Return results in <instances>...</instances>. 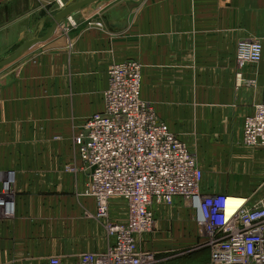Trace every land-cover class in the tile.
<instances>
[{
  "label": "crops",
  "instance_id": "crops-1",
  "mask_svg": "<svg viewBox=\"0 0 264 264\" xmlns=\"http://www.w3.org/2000/svg\"><path fill=\"white\" fill-rule=\"evenodd\" d=\"M66 2L0 0V60L26 39L45 34L53 22L52 16ZM89 19L103 20L105 28H88ZM243 40H260L263 59L247 65L239 79L236 48ZM130 59L143 66L142 97L154 105L170 130L196 152L204 169L206 161L200 162L198 143L214 144L220 135L228 140L232 131L225 126H240L241 121L244 125L245 117L262 99L264 0H98L77 11L61 23L51 39L35 45L9 66L16 69L4 68L0 76L2 157L16 158L22 147L39 148L37 134L41 132L49 141L62 135L64 140L57 146L63 153L74 125L104 112L109 66ZM185 124L193 136L190 140L181 126ZM233 137L234 133L230 138ZM20 165L17 159L11 165L0 162V178L12 169L17 171V223L30 234L37 227L28 219L29 203L19 199ZM86 171L80 168L77 182L69 172L60 177L49 173L47 178L60 185L62 194L74 188L73 182L83 191L88 187L84 183ZM257 187L259 190L261 184ZM81 196L84 198L76 199L74 206L68 205V198L64 199L60 211L66 218H77L76 226L94 237L90 245L56 249L52 239H47L49 226L45 221L41 232H35L32 245L26 250L20 245L21 251L10 257L19 264H49L51 256L77 260L83 252L105 249L106 241L96 239L95 225L89 228L80 222L81 217L95 216L96 199ZM160 205L156 204L155 210ZM48 208L52 214V208ZM112 216L125 217L121 202L113 203Z\"/></svg>",
  "mask_w": 264,
  "mask_h": 264
},
{
  "label": "built area",
  "instance_id": "built-area-1",
  "mask_svg": "<svg viewBox=\"0 0 264 264\" xmlns=\"http://www.w3.org/2000/svg\"><path fill=\"white\" fill-rule=\"evenodd\" d=\"M88 21V28H105L101 19ZM262 58L260 40L240 41L238 78ZM142 67L134 59L109 66L105 110L87 118L75 138L90 170L87 193L96 199V217L108 221V247L77 260L51 256L49 264H150L154 255L140 241L156 226V204L175 201L195 210L200 233L209 237L208 264H264V185L246 196L203 191L197 154L142 97ZM243 143L264 147V88L245 117ZM14 186L13 172L0 178V219L15 215ZM114 202L123 205L124 218L112 216Z\"/></svg>",
  "mask_w": 264,
  "mask_h": 264
},
{
  "label": "rangeland",
  "instance_id": "rangeland-1",
  "mask_svg": "<svg viewBox=\"0 0 264 264\" xmlns=\"http://www.w3.org/2000/svg\"><path fill=\"white\" fill-rule=\"evenodd\" d=\"M3 70L0 71V76L4 72ZM83 124L74 125L72 132L66 138V144L68 145L63 153L57 144L63 141L64 137L62 135L53 136L49 141L42 132L38 133L41 134L39 137L37 134L40 147L28 149H22L24 148L22 147L21 150L18 149L19 152L17 156L15 155L16 158L14 156L2 157V150L0 149V162L9 165L15 159L21 162L22 176L18 187L19 199L29 203L28 219L34 227H37L32 229L34 233L29 234L26 229L23 231L21 224L19 226L17 223L18 213L16 214V212L12 217L0 219V264L21 263L10 257V254H17L21 251L18 249L20 245L25 250L29 248L35 240V232L41 230L45 221L49 226L47 239H52L51 242L56 249L65 250L69 247L73 250L75 247L79 248L92 243L94 237L84 234L83 229L76 226L77 218L72 215H67L66 218L65 214L60 211L64 199L68 198V205L74 206L76 199L84 198L81 195L90 196L87 193L88 187L81 191L76 185L77 183H74L78 181V171L82 167L87 170L85 185L88 186L90 182V170L82 160L75 143V138L80 134ZM242 125L243 121L240 122V126L235 124L225 126L226 130L228 129L232 133L228 136V140L220 138L221 135L217 136L216 145L209 142H202V144L197 142L198 150L196 151H198L200 162L202 160L206 161V167L203 169L201 166L204 174L202 180L203 191L246 196V194L253 193L258 188L259 183L261 186L264 185V147L246 146L242 138ZM181 126L187 134L186 139L190 140V137L193 136L189 132L188 126L186 124ZM233 133L234 137L231 139ZM223 135L225 134L222 133ZM205 140L207 141V138ZM46 141H49V143H45ZM190 142L193 143V141ZM43 144L44 146H42ZM194 144H196L195 140ZM9 152L12 154L14 151ZM204 153L206 155L205 159L202 158L205 156L202 155ZM9 172H13L15 176L14 189L16 191L17 171L12 169ZM67 172L74 175V185L72 186L74 188L71 189L70 187L67 191L64 190L65 193L62 194L58 189L60 185L54 181H49L47 177L49 173H55L56 176L60 177ZM48 206L52 208V214H50V211L48 212ZM84 219L89 220L88 223H85ZM80 222L89 228L92 226L91 224H94L97 228L96 239L102 240V242L106 241L105 249L108 247L107 220L94 216L93 218L81 217ZM2 227L6 229V232L2 231ZM42 231L45 230L42 229ZM20 233L23 235L20 236ZM208 239V235L200 233L195 210L182 201H175L172 204H161L158 207L156 210V226L152 232L143 236L140 241V248L154 255L150 264H208L211 257ZM10 241L13 242L11 248ZM105 249L100 248L96 251Z\"/></svg>",
  "mask_w": 264,
  "mask_h": 264
},
{
  "label": "water",
  "instance_id": "water-1",
  "mask_svg": "<svg viewBox=\"0 0 264 264\" xmlns=\"http://www.w3.org/2000/svg\"><path fill=\"white\" fill-rule=\"evenodd\" d=\"M96 1L98 0H68V2L62 5L59 10L52 16L53 23L49 27L48 31L43 35L38 33L26 39L15 51L0 60V70H3L4 68H7L18 61L35 45L44 43L51 39L55 35L58 27L66 18L70 17L77 11ZM13 69H16V67H11L9 71Z\"/></svg>",
  "mask_w": 264,
  "mask_h": 264
},
{
  "label": "bare ground",
  "instance_id": "bare-ground-1",
  "mask_svg": "<svg viewBox=\"0 0 264 264\" xmlns=\"http://www.w3.org/2000/svg\"><path fill=\"white\" fill-rule=\"evenodd\" d=\"M230 200H231V197H230ZM95 216H96V214H95Z\"/></svg>",
  "mask_w": 264,
  "mask_h": 264
}]
</instances>
